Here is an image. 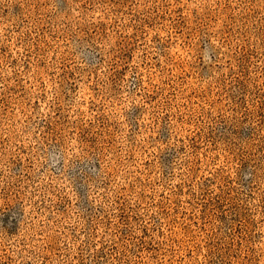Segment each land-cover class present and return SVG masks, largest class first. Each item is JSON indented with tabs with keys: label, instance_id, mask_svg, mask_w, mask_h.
Listing matches in <instances>:
<instances>
[{
	"label": "rangeland",
	"instance_id": "374dc122",
	"mask_svg": "<svg viewBox=\"0 0 264 264\" xmlns=\"http://www.w3.org/2000/svg\"><path fill=\"white\" fill-rule=\"evenodd\" d=\"M0 264H264V0H0Z\"/></svg>",
	"mask_w": 264,
	"mask_h": 264
}]
</instances>
